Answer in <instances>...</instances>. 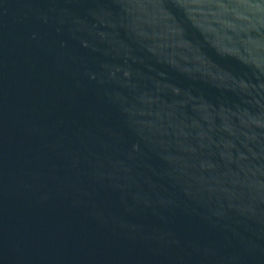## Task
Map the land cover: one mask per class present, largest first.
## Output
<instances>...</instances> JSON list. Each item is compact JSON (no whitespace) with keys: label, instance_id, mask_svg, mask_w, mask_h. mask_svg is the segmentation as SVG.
<instances>
[{"label":"water","instance_id":"1","mask_svg":"<svg viewBox=\"0 0 264 264\" xmlns=\"http://www.w3.org/2000/svg\"><path fill=\"white\" fill-rule=\"evenodd\" d=\"M0 264H264V0H0Z\"/></svg>","mask_w":264,"mask_h":264}]
</instances>
